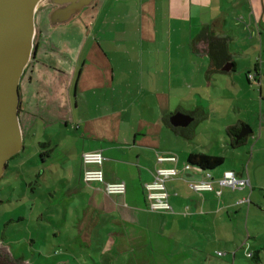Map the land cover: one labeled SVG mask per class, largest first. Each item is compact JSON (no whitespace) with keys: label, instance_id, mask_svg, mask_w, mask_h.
Segmentation results:
<instances>
[{"label":"crops","instance_id":"1","mask_svg":"<svg viewBox=\"0 0 264 264\" xmlns=\"http://www.w3.org/2000/svg\"><path fill=\"white\" fill-rule=\"evenodd\" d=\"M96 1L86 8L90 19L79 18L75 45L68 43L75 61L56 79L71 87L45 136L21 94L24 145L26 136L35 145L22 162L39 154L52 164L49 216L37 214L26 237L32 246L50 238L56 253H78L84 264H198L195 256L209 252L197 239L210 240L220 213L264 209V0ZM87 151L103 152L105 179L125 181L124 194L84 181ZM191 153L224 161L207 170L188 162ZM159 167L178 169L166 182L172 210L149 208L145 185ZM228 170L250 184L221 187ZM199 180L214 189L195 191ZM172 254L185 257L171 261Z\"/></svg>","mask_w":264,"mask_h":264},{"label":"rangeland","instance_id":"2","mask_svg":"<svg viewBox=\"0 0 264 264\" xmlns=\"http://www.w3.org/2000/svg\"><path fill=\"white\" fill-rule=\"evenodd\" d=\"M86 8L76 15L73 20L56 27L51 26L49 17L51 10L45 8L36 14V31L41 30L39 34L40 48L37 58L30 68L35 65L33 69L38 72L37 74L41 72V75L43 72H48L50 77L48 83L50 85L44 84V81L40 83L24 81V84L28 94V108L30 111L35 110L36 117L34 119H38L44 128L59 121L57 117L60 114L58 110L62 99L61 94L65 88L67 90V87H71V84L69 85L65 80L58 79L53 85V76L60 78V75L54 74V69L47 67L44 62L52 63L62 71H68L70 61H75L73 51L67 54L68 43L75 45L76 37L80 36L78 33L81 27L80 20L82 18H86V21L90 19L85 14ZM37 38L38 36L35 37V41ZM38 88L43 90V98H46L47 101H44L40 95L35 93ZM51 91H53V94ZM22 120L24 123L25 117ZM53 125H56V123ZM51 130V128L49 130L42 129L41 135L45 136ZM26 137L25 149L9 160L5 174L0 179V243L9 246L13 257L18 260V264H59L63 260H71L72 264H81L82 262L84 264L86 259L81 258L78 253L75 255L56 253L54 246H51L52 239L50 238L38 239L36 244L32 246L31 240L26 237L28 231L26 232L25 228L30 229L34 225V218L37 214H43L45 219L49 216L50 182L48 174L52 166V164L49 166L47 161L42 162L43 160L40 159L41 155L39 154L34 157L32 162L23 164V159L31 157L35 151V145L32 144L28 136ZM42 149L46 150L48 147L43 146ZM51 162H54V160ZM32 163H35V169L33 170L30 169ZM38 173H41V176L38 177ZM29 181L31 182L30 187L27 185ZM35 187H37V190L32 192ZM255 207L256 211H253L255 213L250 214L246 206H243L242 209L233 208L230 217L227 212L220 213L222 216L217 220L215 229L211 231L210 240L206 241L202 236L197 239L200 248L209 252V255L205 256V252L201 251L200 254L195 256V259H199L200 263L198 264L203 263L204 258L208 260V264H264V209L258 206ZM20 215L25 216V220L18 223L16 221ZM30 218H33V221H30ZM218 250L228 254L218 256ZM250 250H261V260L259 262L255 258L247 256V252ZM0 251H4V248H1ZM233 253H235V256H233ZM184 257L176 254L169 255L171 261H178ZM194 264L196 263L194 262Z\"/></svg>","mask_w":264,"mask_h":264},{"label":"water","instance_id":"3","mask_svg":"<svg viewBox=\"0 0 264 264\" xmlns=\"http://www.w3.org/2000/svg\"><path fill=\"white\" fill-rule=\"evenodd\" d=\"M94 0H0V179L9 160L24 149L19 116L20 80L35 48L36 14L45 5L51 26L73 20ZM246 134L245 130L237 136ZM8 250V249H7ZM8 252L13 256L10 250Z\"/></svg>","mask_w":264,"mask_h":264},{"label":"built area","instance_id":"4","mask_svg":"<svg viewBox=\"0 0 264 264\" xmlns=\"http://www.w3.org/2000/svg\"><path fill=\"white\" fill-rule=\"evenodd\" d=\"M249 80H256V74L250 72L248 74ZM160 161L166 159L175 160V157L160 156ZM82 160L85 165L84 181L87 183L97 182L104 184V191L109 194H124L127 190L125 181L120 182H108L105 179L103 170V164L105 156L102 151H87L82 155ZM178 174V169L175 167H159L156 171L155 177L152 181L147 182L145 185L146 197L149 201V208L152 211H168L172 210V204L170 202V194L167 187V180L174 178ZM218 183L221 187L227 186L232 189L243 188L250 184L248 178L237 176V174L228 170L225 171L223 176L218 179ZM192 187L197 192H203L213 190L214 185L210 180H199L192 182ZM219 254H223L219 252ZM253 253L250 252L249 256Z\"/></svg>","mask_w":264,"mask_h":264},{"label":"flooded vegetation","instance_id":"5","mask_svg":"<svg viewBox=\"0 0 264 264\" xmlns=\"http://www.w3.org/2000/svg\"><path fill=\"white\" fill-rule=\"evenodd\" d=\"M45 6H43L41 9H39V11L42 10V9H45V8H47V10H51L54 7L53 5H45ZM37 25H38V23H37ZM36 33H37L36 36H38V38L35 41V48H34V52H33L32 59L29 62V64L27 65V67L25 68V70L23 72V75L21 77V80H20V86H19V89H20V99H21L22 92L23 91H27L26 88H25L26 85L24 84V81L29 82V83L32 82V81H35L37 83H40V82H43L44 81L43 82L44 84L47 83L48 85H50L48 83V80L50 78L48 72H43L42 75H41L40 74L41 72L39 74H37L38 72H35V70L33 69V67L35 65L32 66V68H30L31 67V64L33 63V61H35L36 58H37V54H38V50H39V46H40V39H39L40 36H39V34L41 33V30H39L38 32L36 31ZM60 57H62V56H60ZM44 63L46 64L47 67H52L54 69V72L53 73L56 74V75L63 74L64 72H66V71L60 70L59 67H57L56 65H54L52 63H46V62H44ZM62 64H63V62H62ZM43 70L47 71L46 69H43ZM33 78H35L36 80H34ZM56 80H57L56 79V76H53V80H52L53 81V85H55V81ZM35 82H34V84H35ZM35 93L38 94V95H40V97H43V90H41L40 88H38V90ZM44 101H47V99L45 98ZM1 248H4V250L7 251V248L4 247V245L2 243H0V249Z\"/></svg>","mask_w":264,"mask_h":264},{"label":"trees","instance_id":"6","mask_svg":"<svg viewBox=\"0 0 264 264\" xmlns=\"http://www.w3.org/2000/svg\"><path fill=\"white\" fill-rule=\"evenodd\" d=\"M213 37L211 46L214 44L215 40H218V38ZM46 151H48L46 149ZM46 154V152H44ZM18 155V154H17ZM41 157H44V155H41ZM224 159L219 156H212L208 155L206 153H191L188 157V162L190 164L199 166L203 169H215L219 167L223 163ZM253 258L256 259L257 262L261 260V250H257L254 252ZM0 264H18V260L15 259L11 254L7 251H0Z\"/></svg>","mask_w":264,"mask_h":264}]
</instances>
